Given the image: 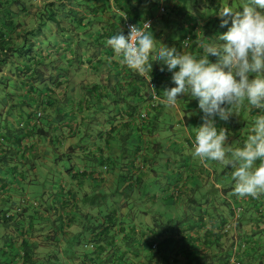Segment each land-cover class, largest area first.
Masks as SVG:
<instances>
[{
    "label": "crops",
    "instance_id": "crops-1",
    "mask_svg": "<svg viewBox=\"0 0 264 264\" xmlns=\"http://www.w3.org/2000/svg\"><path fill=\"white\" fill-rule=\"evenodd\" d=\"M48 1L0 0L3 38L30 49L0 72V264H264V195H234L232 167L193 155L197 101L166 105L171 73L154 63L139 75L107 45L143 10L154 40L178 50L188 39L199 57L222 7L109 0L79 27L47 20ZM166 2L181 11L160 12ZM258 114L244 103L217 126L235 148Z\"/></svg>",
    "mask_w": 264,
    "mask_h": 264
},
{
    "label": "clouds",
    "instance_id": "clouds-1",
    "mask_svg": "<svg viewBox=\"0 0 264 264\" xmlns=\"http://www.w3.org/2000/svg\"><path fill=\"white\" fill-rule=\"evenodd\" d=\"M240 9L222 8L219 26L227 30L216 40L202 41L199 57L154 40L148 23L130 25L127 35L119 30L107 45L139 75H148L154 63L171 73L174 86L163 91L164 103L171 107L188 97L203 113L193 155L232 167L233 194L255 199L264 195V0H244ZM244 103L260 114L246 141L233 148L217 121H228Z\"/></svg>",
    "mask_w": 264,
    "mask_h": 264
},
{
    "label": "trees",
    "instance_id": "trees-1",
    "mask_svg": "<svg viewBox=\"0 0 264 264\" xmlns=\"http://www.w3.org/2000/svg\"><path fill=\"white\" fill-rule=\"evenodd\" d=\"M95 0H58V3L55 2V0L52 1H48L46 3H44L43 5V11L44 12H48V17L50 20L52 21L54 24H56L57 26H61V24L63 23V21L65 22L66 20H71V21H75V24L77 26H82L84 21H85V17L83 12H95L97 10H104L106 9V6L109 5V0H104L103 4H95L93 5L92 2ZM128 1V7L132 2V0H127ZM136 0H134L135 2ZM139 2L141 0H138ZM158 0H148L147 3V9L145 10L146 12L149 10H157L158 8ZM190 1V0H189ZM208 3L207 5H205L206 2ZM216 0H198L197 4L195 3V6L200 7V6H204L205 8L208 9H213V10H218L221 7L223 8L225 5L231 6V4L233 3L230 0H223L222 2H215ZM107 2V3H106ZM237 2V1H235ZM106 3V4H105ZM190 3V2H189ZM188 3V5H189ZM176 4V5H175ZM178 4L175 2L171 3H167L166 2V7L163 6L164 8V12H165V8L166 11L168 13H172V12H180L181 10L178 8L177 6ZM118 8L120 10H126L121 8L120 6H118ZM53 9V10H52ZM238 9H240L238 7ZM180 10V11H179ZM52 11V13H50ZM54 11H58V13L60 14L59 19H57L55 17V13ZM127 11V10H126ZM143 10L138 11V13L134 14V19L136 20H132L133 22H135L136 24H140L143 20L150 18L149 15H145L143 14L144 11ZM188 11V10H187ZM137 12V11H136ZM142 15L140 16V20H137V16L138 15ZM185 14V12H184ZM219 21L220 18H216L214 20H211V22H206L204 24V26H208L209 25V32L213 33L215 32H220V34H222L223 32H225L227 29L226 28H222V30H216V27H219ZM123 34H125L124 30H123ZM204 35H207V33H205ZM4 34L0 32V72L2 70L3 66H8V68H16L17 66H15V62L18 61L20 59L21 56H23V54L25 52H28L30 49H26V50H22V47H20V45L16 44L15 42L12 41L11 37L10 38H3ZM219 36V35H218ZM18 38V35H17ZM188 40V39H187ZM183 44V41H182ZM190 49V42H188V46L184 49L183 45L179 46L180 51L182 52H187ZM200 52H202V50L200 49ZM212 58V57H209ZM15 61V62H14ZM4 87L0 86V90H3ZM152 246V245H151ZM157 247V244H156ZM155 247V248H156Z\"/></svg>",
    "mask_w": 264,
    "mask_h": 264
},
{
    "label": "built area",
    "instance_id": "built-area-1",
    "mask_svg": "<svg viewBox=\"0 0 264 264\" xmlns=\"http://www.w3.org/2000/svg\"><path fill=\"white\" fill-rule=\"evenodd\" d=\"M160 12H164V8L163 7L160 8ZM141 23H148L150 25V29H151L152 25H153V19L152 18H147V19L143 20ZM130 25H138V24H136L135 22H133L130 19H125L123 21V30L125 32V35L128 34V30H129V26ZM188 42H189V40H187V39L183 41L182 45H183L184 49L188 46ZM150 86H151V88H153V83H150ZM160 100H161V98L158 96V94L155 91L152 90L151 97H150V99L148 101V107L150 109L155 108L158 105V103L160 102ZM38 115H40V114H38ZM146 115L147 114L145 112H143V113L140 114V117L141 118H145ZM152 247L155 248L156 247V243L152 244ZM235 264H241V263L240 262H235Z\"/></svg>",
    "mask_w": 264,
    "mask_h": 264
},
{
    "label": "rangeland",
    "instance_id": "rangeland-1",
    "mask_svg": "<svg viewBox=\"0 0 264 264\" xmlns=\"http://www.w3.org/2000/svg\"><path fill=\"white\" fill-rule=\"evenodd\" d=\"M244 3V1L243 0H240L239 2H234V3H232L231 4V7L233 8V9H237L238 11H242V9H238V7L240 8V6L242 5ZM165 11H166V8H165ZM57 165L60 167V168H62V167H64V166H68V160H65V159H58V163H57ZM53 168H58V167H56V166H54ZM165 180V182L167 183V180L166 179H164ZM44 184V183H43ZM158 184V183H157ZM156 189V188H155ZM195 196H196V198L198 199V200H200V198H199V194L198 193H196L195 194Z\"/></svg>",
    "mask_w": 264,
    "mask_h": 264
}]
</instances>
